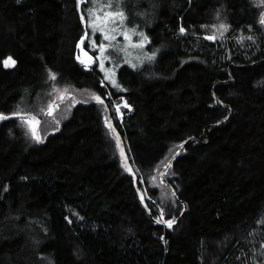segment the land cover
Segmentation results:
<instances>
[{
    "label": "trees",
    "instance_id": "trees-1",
    "mask_svg": "<svg viewBox=\"0 0 264 264\" xmlns=\"http://www.w3.org/2000/svg\"><path fill=\"white\" fill-rule=\"evenodd\" d=\"M90 7L0 0V114L34 115L41 138L0 120V261L264 264V0H122L159 51L122 64L120 89L76 60Z\"/></svg>",
    "mask_w": 264,
    "mask_h": 264
},
{
    "label": "snow or ice",
    "instance_id": "snow-or-ice-1",
    "mask_svg": "<svg viewBox=\"0 0 264 264\" xmlns=\"http://www.w3.org/2000/svg\"><path fill=\"white\" fill-rule=\"evenodd\" d=\"M78 3H88V0H78ZM91 3L93 7H90L87 9L86 15H87V21H85V13H81V20L86 23V31L85 35L81 37V43L84 42L86 38L89 37V31L91 30V36L94 37L96 33H100L104 41H108L109 44L106 46L104 43H101L99 45H96L95 39H92V45L97 46L99 49V52L101 53L100 57L97 59L99 60V67L100 70L105 72L104 80L111 83L114 87L117 89L121 88V85L117 82L115 79V72L113 70H107L105 69L104 61L106 59H109L110 57L108 55H105V53L108 51V48L114 49L117 53L119 52H126L127 50L123 48V46H118L112 42L116 41V35H123L125 41L129 42V46L136 49H144L145 44L149 42L148 37L143 32H137L135 28L127 29L126 27V21L127 16L125 15V12L122 10V0H91ZM116 10H113V9ZM259 23L261 25H264V13H261V18L259 20ZM207 27V26H204ZM215 29V32H218L220 36H223L224 32L228 31V26L221 23L218 26L213 25L212 26ZM181 34H184L186 32V29L184 27H181L179 29ZM215 32L212 35H208L205 37L207 40H215L216 34ZM133 35H137L140 37V39L133 43L132 37ZM251 39V38H249ZM159 50H154L150 55H146L143 59L140 57H137L138 60H140V63H143V60L146 59L147 61H152L155 59L156 54ZM77 59L80 60V56H77ZM89 62H96L93 57H88ZM11 62L12 64L15 63L14 60H11V58H8V61H5V65L8 66V63ZM82 63L84 61H81ZM127 63H131L130 61H126ZM133 68H137L138 64H131ZM50 78L55 80L56 76L54 73L50 75ZM104 81H101L103 83ZM66 91V90H65ZM111 95V94H109ZM65 97L61 95L59 99L63 100ZM74 99V98H73ZM94 99L98 102L103 104V100L100 96L96 95L94 96ZM58 106V105H57ZM124 107H129L127 102H124ZM52 106H49V109L51 111ZM117 111H119V105H117ZM13 115L20 118L21 122L28 125L33 137L37 140H40L41 138L37 135V127L39 125V120L30 113L24 112L23 109H19L13 113ZM4 114H0V120L7 119ZM143 199V197H141ZM160 215H165V210L163 208L160 209ZM168 227H171L174 223V220H166L164 221Z\"/></svg>",
    "mask_w": 264,
    "mask_h": 264
},
{
    "label": "rangeland",
    "instance_id": "rangeland-1",
    "mask_svg": "<svg viewBox=\"0 0 264 264\" xmlns=\"http://www.w3.org/2000/svg\"><path fill=\"white\" fill-rule=\"evenodd\" d=\"M137 17L138 16H134V18H137ZM84 24H85V22H84ZM136 24H137V22L128 23L126 21V27H127V29L135 28L136 31L139 32V30H138L139 27ZM99 38L102 40L101 43H104L106 46L109 44L108 41H104L103 40V38H102L101 35H100ZM92 39H94V38H91L90 39V46H91L92 49L95 48L98 51V54L95 57L84 48L83 45L85 43V40H84L83 43H81V38H80L79 41L77 42V45H76V51H75L76 60L81 65H83L85 68H89L94 63V62H89L88 61V57H90V56L93 57L94 60L99 63V60L97 58L100 57V55H101V53L99 52L98 47L92 45ZM139 39H140L139 36L133 35L132 42L135 43ZM148 40H149V38H148ZM101 43L96 42V45H99ZM112 43H114V44H116L118 46H123V48H125L127 50L126 52H119V53H117L114 49L108 48V51L105 53V55H108L110 57L109 59H106L104 61L105 69H107V70H113L115 72V79L116 80H117L116 71L118 70V68L122 64H127L130 67H132L131 64H133V63L138 64V67H142V66L143 67H146V66L151 65V63H152L153 60L149 62L146 59H144L143 60V63H140V60L137 59V57H140L141 59H143L146 55H150L154 51V50H149L148 49L149 42L145 44L144 49H142V50L141 49H136V48H132V47L129 46V42L128 41H125L123 35L117 34L116 35V41L115 42H112ZM77 56H80V60L77 59ZM81 61H84V62L82 63ZM126 61H130L131 63H127ZM99 69H100V67H99ZM101 72L103 73V79H104L105 72H103V71H101ZM105 81L106 80H104V82ZM106 82H108V81H106ZM109 84H111V83H109ZM123 104H124V102H123ZM118 113H119V116H122V111L120 109H119ZM28 128H29V126H28ZM29 130H30V128H29ZM0 264H11V263L9 261H0Z\"/></svg>",
    "mask_w": 264,
    "mask_h": 264
},
{
    "label": "water",
    "instance_id": "water-1",
    "mask_svg": "<svg viewBox=\"0 0 264 264\" xmlns=\"http://www.w3.org/2000/svg\"><path fill=\"white\" fill-rule=\"evenodd\" d=\"M8 58H11V60H14L15 63L12 64L11 62H9V63H8V66H6V65H5V61H8ZM15 65H16V60H15L12 56H7V57H5V58L3 59V61H2V66H3L4 69H10V68H13ZM57 105H58V104H55V106H54V112H55V110H56L57 107H58ZM5 116H6V117H10V118H15V117H17V116H15V115H10V116L5 115ZM38 120H39V119H38ZM110 123H111V122H110ZM38 127H39V125H38ZM38 127H37V135L39 136V134H38V129H39V128H38ZM46 138H47V137L44 138L43 142L46 140ZM116 139H117V145H118V148H119L120 154H121V156H122V159H123L124 162H125V165H126V167H127V169H128L129 174L133 177V180H134V186H135L136 192H137V194H138V196H139L141 202H142L143 205L146 207V204H145V202H144V199H141V197H143V196H142L141 192H140L139 189H138L136 176H135V174L133 173V170H132V168H131V166H130L128 160L126 159V156H125L124 150H123V148H122V146H121V142H120L119 135H118L117 133H116ZM184 146H185V144H183L182 147H181V148H180V149L174 154V156L171 157L170 160L166 163L165 167H164V168L162 169V171L160 172V176H161V178H163L162 176H163L164 171H165V170L169 167V165L172 163L174 157L177 156V155L179 154V152L184 148ZM170 189H171V188H170ZM171 191H172L173 195L176 197V194H175V192L173 191V189H171ZM176 198H177V197H176ZM185 210H186V206L184 205L183 212H184ZM183 212H182V213H183ZM148 213H149V211H148ZM179 219H180V218H177L176 221L172 224V226L176 225L177 222L179 221ZM158 223H160V224H162V225L168 227L166 223H161V222H158Z\"/></svg>",
    "mask_w": 264,
    "mask_h": 264
},
{
    "label": "bare ground",
    "instance_id": "bare-ground-1",
    "mask_svg": "<svg viewBox=\"0 0 264 264\" xmlns=\"http://www.w3.org/2000/svg\"><path fill=\"white\" fill-rule=\"evenodd\" d=\"M143 67V66H142ZM139 69V68H138ZM109 83V82H108ZM116 104V103H115ZM123 108V107H122ZM113 125V124H112ZM40 137V136H39ZM136 190V189H135ZM162 223H165V222H162Z\"/></svg>",
    "mask_w": 264,
    "mask_h": 264
}]
</instances>
